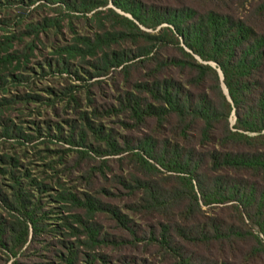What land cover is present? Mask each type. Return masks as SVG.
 Returning <instances> with one entry per match:
<instances>
[{
	"label": "trees",
	"instance_id": "trees-1",
	"mask_svg": "<svg viewBox=\"0 0 264 264\" xmlns=\"http://www.w3.org/2000/svg\"><path fill=\"white\" fill-rule=\"evenodd\" d=\"M35 1L9 2L23 13ZM44 2L90 31L35 70L39 35L62 19L0 39L2 92L63 83L1 98L0 141L33 148L43 137L74 156L47 162L45 182L21 163L25 151L0 152V264H264V0ZM22 34L29 42L13 50ZM107 76L117 95L96 108L89 89ZM28 101L53 113L61 101L75 118L64 132L25 134L2 115Z\"/></svg>",
	"mask_w": 264,
	"mask_h": 264
},
{
	"label": "rangeland",
	"instance_id": "rangeland-1",
	"mask_svg": "<svg viewBox=\"0 0 264 264\" xmlns=\"http://www.w3.org/2000/svg\"><path fill=\"white\" fill-rule=\"evenodd\" d=\"M8 3H7V2ZM10 0H0V21H5L8 26L0 27V39L7 35H17L18 32L24 31L27 25L36 24L40 22L42 18H49L52 21H59L58 31L55 29H50L47 34L39 35V38L43 40V45L45 48H38L31 53V56L28 57L27 65L28 68H36L37 66H41L44 64V60H47L51 57V48H58L62 45H68L71 43V38L73 34L86 36L90 31L89 27H87V23H85L82 19H77V17H72L70 19L64 17L62 14L64 13L63 8L58 7L59 4L48 5L45 4L44 0H36L33 4H28L27 8H24L25 11L21 13V10H17L15 5H10ZM61 9V11L58 10ZM63 12V13H62ZM79 16V15H77ZM89 15H87L88 17ZM80 17V16H79ZM71 33H70V31ZM55 30V31H54ZM53 36V37H52ZM30 40L29 37L22 36L20 37V41H15L13 43L12 49L16 51H22L25 44ZM72 66L75 67L77 65L76 61H71ZM14 64V63H12ZM81 68V67H80ZM35 70V69H34ZM83 70V69H81ZM19 73L18 70H13L12 74L8 78L7 81H11V77L16 76ZM21 75H30L28 70H24L20 72ZM64 75H62L63 77ZM109 76V75H108ZM106 77L96 78L94 80L101 82L99 87H93L89 89V98L93 101L94 106L96 108H100L102 106L106 107L112 103L113 98L117 95V92L114 91L110 85V82L107 81ZM116 79V78H114ZM61 79L57 77H44L43 79L34 81L31 86V89H28L25 85L19 86L18 84H13L15 88L8 87L4 92L0 90V99L5 98L8 99L10 96L15 95H23V94H36L39 96H43V88L44 87H52L57 88L62 86ZM71 84H78L76 82L71 81ZM84 92L77 93V98L79 99V107L80 110L89 113L91 111L90 104L86 103ZM49 98V97H48ZM48 104V103H47ZM55 113L49 107H45L36 101H28L24 107H19V105H14L12 109L5 110L4 115L9 118L10 122L15 127H20L25 134H34V129L37 127L40 129H44L46 126L51 130H54L55 124L62 127V132H64L65 125L63 120L75 118L69 110L64 108V103L61 101H56L54 104ZM117 119V118H116ZM115 118L106 117L101 120V124L103 126L113 128L117 133H120L119 128L117 127ZM54 134V132H51ZM43 137H40L38 140L34 141L31 147L28 144H24L19 146L15 143L10 147L9 143H2L0 141V152L3 154H13L16 153L21 155V151H25L26 154L21 156V163L29 170H31L32 176L36 177L39 180H43L45 182H49L51 177H49L52 173L45 167L47 162H56L59 159V155L63 158V160H70L73 158V154L69 149H66L67 146L62 144L61 142L46 143V146L42 145ZM10 142V141H9ZM10 147V148H9ZM47 150H45L46 148ZM68 150V151H67ZM63 152V153H61ZM46 157V158H45ZM56 170L61 168V165L54 166ZM76 175V174H74ZM60 180H67L61 175H58ZM63 178V179H62ZM79 190H82L78 187ZM45 199V198H44Z\"/></svg>",
	"mask_w": 264,
	"mask_h": 264
},
{
	"label": "water",
	"instance_id": "water-1",
	"mask_svg": "<svg viewBox=\"0 0 264 264\" xmlns=\"http://www.w3.org/2000/svg\"><path fill=\"white\" fill-rule=\"evenodd\" d=\"M224 93H225V90H224Z\"/></svg>",
	"mask_w": 264,
	"mask_h": 264
}]
</instances>
